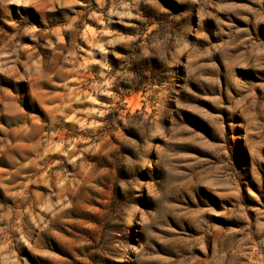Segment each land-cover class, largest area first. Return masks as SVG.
I'll return each mask as SVG.
<instances>
[{
  "label": "rangeland",
  "instance_id": "obj_1",
  "mask_svg": "<svg viewBox=\"0 0 264 264\" xmlns=\"http://www.w3.org/2000/svg\"><path fill=\"white\" fill-rule=\"evenodd\" d=\"M17 8L64 20L18 33ZM247 9L264 14V0H0V264H264V52L250 48L264 45V24L249 27ZM179 14L191 29L183 41L171 47L169 24V43L142 57L166 59L178 79L118 80L140 51L130 45L163 41L157 26ZM229 63L239 86L218 75ZM161 83L172 91L157 111ZM140 113L155 119L149 159L170 160L177 182L200 180L189 187L203 199L171 200L151 234L109 237L106 157L134 139L127 121ZM217 119L235 131L226 158ZM137 206V220L155 211Z\"/></svg>",
  "mask_w": 264,
  "mask_h": 264
},
{
  "label": "clouds",
  "instance_id": "obj_2",
  "mask_svg": "<svg viewBox=\"0 0 264 264\" xmlns=\"http://www.w3.org/2000/svg\"><path fill=\"white\" fill-rule=\"evenodd\" d=\"M175 3H182L183 0H174ZM256 3H261L262 0H255ZM7 10H5L6 12ZM252 12L253 19L249 23V27L256 30L260 24H264V14L256 12L253 9H247ZM18 23L16 25L18 33L34 31L30 27L32 23H38L41 27L53 28L61 25L64 20V14H40L36 21H32L30 16L25 10L20 8L15 9ZM248 19V17H242ZM5 19L4 14L0 13V20ZM223 24V21L219 22ZM171 24L174 29L178 31L171 32V47L175 49L179 42H182L184 35L190 31L189 21L184 19V14L167 17V24L157 26V33L161 30L164 31V39L160 42L148 44H134L130 45L133 49L139 48V52H134L131 58H124L125 63L121 65L122 75H118L117 79H124L127 84L132 87H137L138 82L143 79H151L155 76L158 81L169 80L176 81L178 79L176 73L167 67L168 61L163 59L162 62L153 65L150 60H143L142 57L148 55L145 49L159 50V44L169 43L168 25ZM42 35V33H41ZM147 35V33H145ZM155 40V37L151 38ZM204 40H208L207 36H203ZM211 47V45H209ZM250 48L253 50V55L256 52H264V45H257L250 40ZM155 55L156 53H151ZM207 55L208 53L205 52ZM173 61L175 62V53H173ZM251 58V57H250ZM214 67V66H213ZM130 70V71H129ZM111 75V73H110ZM225 78L227 87H232L233 84L239 86L235 81L232 65L229 63L227 70L224 73H219ZM215 83L219 84V80ZM182 90H186L183 84H178ZM172 91L170 84L161 83L159 88L152 87L151 92L153 95V107L159 110V106L163 97ZM140 119L130 117L127 121L128 135L134 139L124 138L119 146L106 157V164L109 169L107 174V186L109 192L112 193L109 204L105 208L102 217V225L106 226V236H119L127 235L130 231H144L150 233L152 225L160 227V222H166L165 217L172 207L171 200L180 201L187 198L195 200L197 197L203 199L199 192L190 188L189 185L200 183V180H193L188 178L177 182L175 178L168 174L171 172L173 165L170 160L160 159L153 162L149 159L154 145L150 142L151 137L149 129L155 126V119H147L144 113H140ZM115 125V120L112 121ZM212 134L218 137L217 154L223 158L227 157V148L230 144L235 142V131L229 126L226 129L225 121L217 119L213 125ZM167 168L168 172L164 169ZM151 180V184H144L140 179ZM234 186V185H233ZM149 188L148 193L144 192V188ZM148 200L150 206L155 208L154 212H149L144 216V219L137 220L140 214V208L137 206L142 201ZM204 211L211 213L212 208H206ZM135 223H139L141 227L136 229ZM115 247H120L116 245ZM143 247V246H141ZM107 255V253H104Z\"/></svg>",
  "mask_w": 264,
  "mask_h": 264
},
{
  "label": "trees",
  "instance_id": "obj_3",
  "mask_svg": "<svg viewBox=\"0 0 264 264\" xmlns=\"http://www.w3.org/2000/svg\"><path fill=\"white\" fill-rule=\"evenodd\" d=\"M149 60V59H147ZM150 61L154 62L156 61L154 58H152ZM155 66V64H153ZM148 80H151V82H155L156 81V78L154 76H151V79H148Z\"/></svg>",
  "mask_w": 264,
  "mask_h": 264
}]
</instances>
